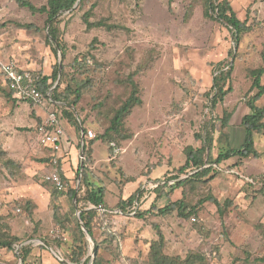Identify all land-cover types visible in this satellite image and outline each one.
Segmentation results:
<instances>
[{
	"label": "rangeland",
	"instance_id": "1",
	"mask_svg": "<svg viewBox=\"0 0 264 264\" xmlns=\"http://www.w3.org/2000/svg\"><path fill=\"white\" fill-rule=\"evenodd\" d=\"M29 1L38 7L47 3ZM229 1L253 27L238 47L225 23L205 16L206 0H172L171 5L168 0L79 2L82 6L61 16L63 59L47 41L46 14L17 0H0V63L16 62L49 76L58 91L78 88L80 98L72 109L78 124L104 132L131 95L132 81L141 99L109 145L94 143L98 163L92 154L90 178L116 203L107 202L112 210L96 217L91 237L78 216L87 204L77 171L81 160L74 162L72 154L66 155L68 162L60 158L66 189L45 179L50 158L40 142L38 122L50 110L61 113V107L17 103L3 86L0 71V239L14 242L13 249L0 247V264H153L150 246L159 232L169 256L197 253L208 264H264V132L255 133L258 156L213 163L221 152L243 143L247 100L257 91L251 90L250 70L264 67V0ZM87 11L102 26L87 28ZM232 61L225 83L230 92L213 110L208 94L213 79ZM58 64L61 75L54 80ZM256 104L264 106V95ZM225 112L232 113L227 127ZM61 114L65 134L79 150V130ZM209 135L213 144L206 160L214 170L172 189L188 175L178 171L186 161L185 148L200 147ZM160 183L166 186L158 196ZM70 189L77 191L76 197ZM134 193L141 215L113 212L121 198ZM177 200L195 211L187 217L157 212ZM24 248L30 251L25 260Z\"/></svg>",
	"mask_w": 264,
	"mask_h": 264
},
{
	"label": "trees",
	"instance_id": "2",
	"mask_svg": "<svg viewBox=\"0 0 264 264\" xmlns=\"http://www.w3.org/2000/svg\"><path fill=\"white\" fill-rule=\"evenodd\" d=\"M86 0H47V3L42 6H36L33 2L29 0H17L18 4L22 7L28 8L30 11L36 13L46 14V26L48 28L47 41L52 46V50L55 54L59 51L63 54V59L65 58V44L59 37V24L61 22V16L65 12L71 13L75 8V4L82 6L79 2H84ZM172 0H168V4L171 5ZM77 6V7H78ZM205 16L209 18H215L228 27L231 32L232 38L235 43V47H238L240 40L244 33L252 30V25L248 23L247 20H241L233 9L231 2L229 0H206L204 5ZM83 20L87 25V28H92L94 26H102L100 22H92L90 20V11H87L83 15ZM24 26V25H22ZM30 26V25H28ZM231 54L232 51L230 52ZM263 58H264V53ZM227 67V68H226ZM224 69L215 75L213 79V85L211 90L208 92L211 109L217 106L219 102L225 100L226 95L230 92V87L225 88V83L230 79L231 73L234 67V61L230 62ZM250 73L253 77V82L251 90L257 89L256 93L249 96L247 100V105L250 112L246 113L242 119V126L245 130L244 141L238 147H229L225 151L221 152L213 163H221L223 160H227L233 156L239 157H249L258 156V150L255 145V133L264 132V106H258L256 101L264 95V84H262V75L264 74V67H258L251 69ZM40 75V80L38 82L39 87L49 95V103L54 106L61 107V113H64L68 118L69 122L76 125L79 130V147L82 149V164L78 167V173L82 174V182L84 184V194L83 199L87 203L83 208H80V218L85 226L87 232L92 237L93 236V222L97 216H103L112 210L106 201V190L105 188L91 180L90 169L88 168V162L94 164V159L92 158L93 147L92 145L99 140H102L105 145H109V141L112 138V134L119 133L123 125L124 119L127 115L131 113L132 108L141 102L139 97V89L137 84L132 81V92L131 95L120 105L116 110L114 116L111 119L110 126L102 133H95L94 138H88L87 131L89 128L78 124L79 119L74 115L72 109L76 106L80 98V90L77 88L74 91L67 86L63 91H58L57 88H53L50 77L46 75ZM61 75L59 71V64L57 68L53 71L51 78L54 80L58 79ZM12 92H10L11 94ZM74 96V97H72ZM61 117L63 114H61ZM232 116L231 112H225L222 117L223 126L227 127ZM82 133H84V144L82 145ZM203 139V138H202ZM213 138L209 135L208 138L202 140V145L200 147H194L188 145L185 148L186 161L183 165L178 168L179 173L188 174L186 178L178 180L176 183L172 184V189L182 186L184 183L202 180L207 176L214 167L210 163V160H206V151L211 149ZM109 151L112 152V148L109 147ZM210 157V156H209ZM210 164V167L208 165ZM188 169H191L193 173L189 174ZM62 173V170H61ZM65 179L64 174L62 173ZM179 178V177H175ZM51 183V182H49ZM52 184V183H51ZM54 186V184H52ZM165 183H160L155 190L158 191V196H160L161 189L165 187ZM55 187V186H54ZM56 188V187H55ZM81 189V188H80ZM77 191L75 189H70V194L72 197H76ZM136 193L132 194L130 197L120 199L119 207H117L123 213H136L141 215L136 211ZM218 205L219 202L212 198ZM88 207V208H87ZM154 208V205H153ZM196 207H188L184 201L177 200L170 202L158 209V213L166 215L174 211L178 212L181 217H187L192 212H194ZM159 238L151 243L150 246V259L153 264H208L205 257L197 253H189L185 258L180 256H169L163 252L164 247V235L159 232ZM14 242L8 239H0V247H7L13 249ZM29 249L24 248L22 256L25 260L29 254ZM74 260L80 262V259L76 256Z\"/></svg>",
	"mask_w": 264,
	"mask_h": 264
},
{
	"label": "built area",
	"instance_id": "3",
	"mask_svg": "<svg viewBox=\"0 0 264 264\" xmlns=\"http://www.w3.org/2000/svg\"><path fill=\"white\" fill-rule=\"evenodd\" d=\"M0 71L4 77V81L12 92L13 96L18 100L32 102L39 106L49 103L50 98L38 85L40 75L34 73L31 69L22 68L16 62L0 63ZM38 131L41 136V142L49 147V172L46 173L45 179L54 184L56 189H66V181L62 176L60 167V158L63 145V137L65 135L64 121L56 110H50L43 122L39 124ZM88 138L96 136L92 129L87 131ZM82 145L84 144V133H82ZM82 161V153H81ZM120 213L121 211L114 210ZM134 213V212H132Z\"/></svg>",
	"mask_w": 264,
	"mask_h": 264
},
{
	"label": "crops",
	"instance_id": "4",
	"mask_svg": "<svg viewBox=\"0 0 264 264\" xmlns=\"http://www.w3.org/2000/svg\"><path fill=\"white\" fill-rule=\"evenodd\" d=\"M2 63H4V61L2 62ZM21 66V65H20ZM22 67V66H21ZM22 68H24V67H22ZM1 74V73H0ZM1 76H2V82H3V86L7 89V91L10 93V90H9V88L7 87V85H6V83H5V81H4V77H3V75L1 74ZM263 77V76H262ZM11 97L17 102V103H20V102H24V101H22V100H18L17 98H15L14 96H13V94L11 93ZM26 103V102H25ZM43 119L40 121L41 123L43 122V120H44V118L45 117H42ZM40 122H38V126H39V124H41ZM38 129V128H37ZM73 130V131H72ZM38 133H39V131H38ZM66 133V132H65ZM70 134H75V130L74 129H70ZM39 136H40V133H39ZM40 142H41V136H40ZM82 143V142H81ZM41 144H42V142H41ZM43 145V144H42ZM95 145L96 144H94L93 145V149H94V153H93V155H94V158H95V152H96V149H95ZM43 147L46 149V151H48V152H50V150H49V147H46L45 145H43ZM81 148L79 147V150H77L76 149V147H75V145L74 144H72V142L68 139V137H67V135L65 134L64 135V137H63V145H62V154H61V157H63V159H62V161H65V162H68L69 161V159H68V157H66V155H68V154H72L73 155V157H75V161L74 162H76V160H77V157H78V160H81ZM96 159V158H95ZM97 160V159H96ZM97 163H98V160H97ZM71 164V163H70ZM106 200H107V202L109 203V205L110 206H113L114 207V204L116 203V201H114V202H111V200L108 198V192H107V195H106ZM113 210H118V209H113Z\"/></svg>",
	"mask_w": 264,
	"mask_h": 264
},
{
	"label": "water",
	"instance_id": "5",
	"mask_svg": "<svg viewBox=\"0 0 264 264\" xmlns=\"http://www.w3.org/2000/svg\"><path fill=\"white\" fill-rule=\"evenodd\" d=\"M77 6H78V3L75 4L74 8H77ZM78 216H79V220H80V223H81V225H82L83 231H84L87 235H89V233L87 232V230H86L85 226L83 225V222H82V220H81V218H80V212L78 213ZM89 236H90V235H89Z\"/></svg>",
	"mask_w": 264,
	"mask_h": 264
}]
</instances>
